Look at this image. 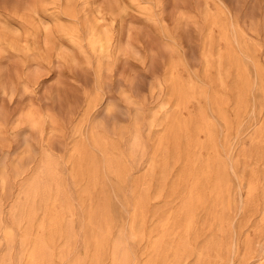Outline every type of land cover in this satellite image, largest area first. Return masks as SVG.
Here are the masks:
<instances>
[{"label": "rangeland", "instance_id": "374dc122", "mask_svg": "<svg viewBox=\"0 0 264 264\" xmlns=\"http://www.w3.org/2000/svg\"><path fill=\"white\" fill-rule=\"evenodd\" d=\"M97 235L264 264V0H0V264Z\"/></svg>", "mask_w": 264, "mask_h": 264}, {"label": "bare ground", "instance_id": "6f19581e", "mask_svg": "<svg viewBox=\"0 0 264 264\" xmlns=\"http://www.w3.org/2000/svg\"><path fill=\"white\" fill-rule=\"evenodd\" d=\"M227 50V49H226ZM225 50V51H226ZM224 52L228 54V52ZM222 53V52H221ZM232 54L233 53H229ZM221 55V54H220ZM233 60L237 59L235 58L234 54H233ZM231 58V57H230ZM209 59V58H208ZM226 59V57H225ZM224 59V60H225ZM229 59V58H228ZM239 59V58H238ZM250 59V58H249ZM222 61V60H221ZM227 63V62H226ZM240 66V65H239ZM210 68V67H209ZM224 71V70H223ZM219 76V75H218ZM249 80V79H248ZM193 81V80H192ZM213 81V80H212ZM215 81V80H214ZM217 83V82H216ZM246 83V82H244ZM245 85V84H244ZM257 86V85H255ZM247 89V88H246ZM249 89V88H248ZM250 90V89H249ZM233 91V90H232ZM247 96V95H246ZM210 98V97H209ZM224 105V104H223ZM224 111V110H223ZM221 118V117H220ZM226 122L230 123V120H226ZM226 123V124H227ZM217 125V124H216ZM229 133V132H227ZM224 134V133H223ZM222 137V136H221ZM223 144V143H222ZM219 153V152H218ZM214 156V155H213ZM225 163V162H224ZM257 174V173H256ZM145 181V180H144ZM139 186V185H138ZM119 199V198H118ZM197 214V213H196ZM192 217V214H191ZM191 217L187 220V224L189 225V228H191L192 226V222L193 220L191 219ZM230 217V216H229ZM53 220V222H51L50 224V231L51 232H56L59 230V223L60 220L57 222L56 217ZM93 221V220H92ZM94 223V222H93ZM195 230V229H193ZM107 232V231H106ZM138 231L134 230V236H138ZM143 236V235H142ZM226 237V236H225ZM164 239V238H163ZM233 239V238H232ZM70 240V239H69ZM95 240L97 241V252H96V260H94L96 262V264H99L100 259L103 257V250L105 248V246L107 245V242L105 241V235H97V237H95ZM237 240V239H236ZM162 242V241H161ZM236 242V241H235ZM70 243V241H69ZM68 244V243H67ZM190 244V243H189ZM237 244V243H236ZM162 245L158 244L155 247L156 248H160ZM191 247V246H190ZM50 245H49V241L45 240V239H39L38 243L35 245L33 251L30 253L29 255V264H46L49 263L52 259V253L50 251ZM192 248V247H191ZM194 248V246H193ZM237 248V247H236ZM233 249V248H231ZM66 250V249H65ZM237 250V249H236ZM64 251V249L62 250ZM192 251V250H191ZM229 251V250H228ZM230 252V251H229ZM111 257H112V262L113 264H130V254L129 252H127V250L124 249L123 245L121 244V241H118L114 244V248L111 252ZM167 260V256L162 257L161 261L162 262H166ZM198 261V260H197ZM179 262V257L178 254L175 255L174 261L172 264H177ZM181 262V261H180ZM183 263V262H182ZM65 264V263H64ZM181 264V263H180Z\"/></svg>", "mask_w": 264, "mask_h": 264}]
</instances>
